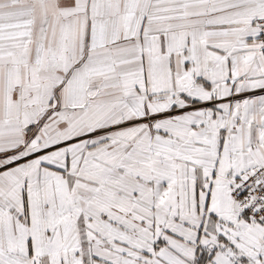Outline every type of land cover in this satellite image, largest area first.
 Masks as SVG:
<instances>
[{
	"label": "snow or ice",
	"instance_id": "obj_1",
	"mask_svg": "<svg viewBox=\"0 0 264 264\" xmlns=\"http://www.w3.org/2000/svg\"><path fill=\"white\" fill-rule=\"evenodd\" d=\"M0 264H264V0H0Z\"/></svg>",
	"mask_w": 264,
	"mask_h": 264
}]
</instances>
